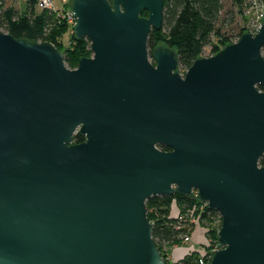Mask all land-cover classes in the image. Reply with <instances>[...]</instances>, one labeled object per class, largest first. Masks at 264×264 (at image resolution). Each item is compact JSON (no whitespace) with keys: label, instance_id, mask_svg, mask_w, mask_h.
I'll return each instance as SVG.
<instances>
[{"label":"water","instance_id":"95a60500","mask_svg":"<svg viewBox=\"0 0 264 264\" xmlns=\"http://www.w3.org/2000/svg\"><path fill=\"white\" fill-rule=\"evenodd\" d=\"M69 3L75 68L0 30V264H165L146 200L175 193L221 217L209 264H264V21L181 74L163 0Z\"/></svg>","mask_w":264,"mask_h":264},{"label":"trees","instance_id":"16d2710c","mask_svg":"<svg viewBox=\"0 0 264 264\" xmlns=\"http://www.w3.org/2000/svg\"><path fill=\"white\" fill-rule=\"evenodd\" d=\"M227 0H163L162 22L159 30L151 29L147 47L152 60V50L162 44L174 49L178 55V68L187 69L194 59L200 56L205 44H209L211 36L219 37L222 45L235 42L243 33L236 23V14H242V7L246 0H232V5L226 7ZM38 0H0V30L30 41H49L55 46L56 34L59 29L67 27L64 21H58L55 12L40 9ZM70 6V3H69ZM147 16V12L141 13ZM234 24V25H233ZM232 25V26H231ZM63 26V28L61 27ZM229 27L228 34L221 29ZM74 49L67 47L64 52V63L68 68H75L78 55L84 52L82 43L89 44L87 38L77 39ZM85 42L83 45H85ZM57 47V46H56ZM218 48H215V52ZM264 56V46L261 49ZM82 57V56H81ZM82 135H76V141H82ZM168 150L167 147H160ZM264 165V155L259 159ZM182 213L189 209L191 202H200L194 196L172 194L167 196H152L146 200L147 217L152 223V237L158 249L162 244L178 242L187 234V221L184 216H170L172 202ZM189 201V203L187 202ZM214 209L206 206L200 213V222L219 218ZM205 261H210L206 255ZM197 254L188 255L179 262L165 264H201Z\"/></svg>","mask_w":264,"mask_h":264},{"label":"rangeland","instance_id":"374dc122","mask_svg":"<svg viewBox=\"0 0 264 264\" xmlns=\"http://www.w3.org/2000/svg\"><path fill=\"white\" fill-rule=\"evenodd\" d=\"M53 6L55 9H59L62 11H65V9L70 8L69 4H65V1L63 0H52ZM69 0H67V3ZM232 3V0L226 1V7H229ZM62 22V21H61ZM236 23L240 28H243V31H247L250 33H255L252 31L250 27V23L248 19L244 18L241 14H236ZM68 26L59 29L56 34V41L55 44L57 48L61 51H64L67 47H70L71 49L75 48L76 40L73 37V28L70 24H67ZM234 25V24H233ZM232 26V25H231ZM230 27V26H229ZM229 27L225 26L223 29H221L223 32L228 34L230 31H228ZM211 42L209 44H205L202 48V51L200 53L201 56L204 55H211L215 51V48H218L219 50L224 45L221 44L219 41V37L216 35L211 36ZM85 42V41H84ZM83 42V43H84ZM82 47L84 48V52L81 54H77L78 58L81 56L90 57L92 56V52L90 49V42L89 44L85 42V45ZM178 71L183 74L186 69H180L178 68ZM79 134L76 132L73 135V142L76 141V135ZM84 140V137L81 136ZM81 142V141H80ZM189 203V201H187ZM207 204L205 202H191V206L189 209L184 210L182 213L180 212L179 208L176 206L175 201L171 204V209L169 211L170 216H178L180 213V216H184L187 224V235L189 236V241L185 242L183 239H181L178 242L170 243V244H162L160 245V253L165 261V263H172V262H179V260L183 257H186L188 255L197 254L202 260H205L206 255L210 253V251L216 246L217 242V236L216 234L219 231V228L221 226V217L215 218V219H209L206 222H200L199 216L202 211L205 210Z\"/></svg>","mask_w":264,"mask_h":264},{"label":"built area","instance_id":"2783aa9c","mask_svg":"<svg viewBox=\"0 0 264 264\" xmlns=\"http://www.w3.org/2000/svg\"><path fill=\"white\" fill-rule=\"evenodd\" d=\"M37 6L40 9H49L54 11L58 21H64L67 24H70L72 28H74V25L76 24V18L71 8H67L65 9V11L55 9L52 0H38ZM241 15L244 18L248 19L252 31L256 32V29H258L259 25L264 21V0H246L243 4ZM182 239L187 242L189 241V236L186 234L182 237ZM219 248L220 247L218 245L210 251V253L208 254L210 256L209 260L211 259L212 253ZM199 262L201 264H209L210 261H205L201 259Z\"/></svg>","mask_w":264,"mask_h":264},{"label":"flooded vegetation","instance_id":"af4514ba","mask_svg":"<svg viewBox=\"0 0 264 264\" xmlns=\"http://www.w3.org/2000/svg\"><path fill=\"white\" fill-rule=\"evenodd\" d=\"M85 140H86V136H85ZM263 155H264V154H263ZM261 157H262V156H261ZM261 157H260V158H261ZM260 158H259V159H260ZM259 165H260V164H259ZM261 166H264V165H261Z\"/></svg>","mask_w":264,"mask_h":264},{"label":"crops","instance_id":"0c3cea01","mask_svg":"<svg viewBox=\"0 0 264 264\" xmlns=\"http://www.w3.org/2000/svg\"><path fill=\"white\" fill-rule=\"evenodd\" d=\"M63 1H65V4H68V3H67V0H63Z\"/></svg>","mask_w":264,"mask_h":264}]
</instances>
